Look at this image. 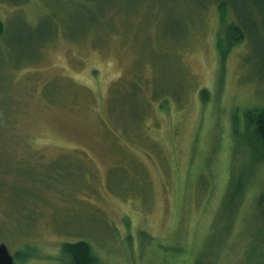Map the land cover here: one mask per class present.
<instances>
[{"label":"rangeland","instance_id":"1","mask_svg":"<svg viewBox=\"0 0 264 264\" xmlns=\"http://www.w3.org/2000/svg\"><path fill=\"white\" fill-rule=\"evenodd\" d=\"M263 14L0 0V264L79 239L105 264H264V155L234 120L264 106Z\"/></svg>","mask_w":264,"mask_h":264},{"label":"trees","instance_id":"2","mask_svg":"<svg viewBox=\"0 0 264 264\" xmlns=\"http://www.w3.org/2000/svg\"><path fill=\"white\" fill-rule=\"evenodd\" d=\"M258 1L261 6V10L264 12V0ZM3 31V24L0 21V34H3ZM206 91L207 90H203L204 95H207L208 91ZM234 120L237 124H242L244 127V131L242 132L244 133L245 138L248 141L250 140L249 142H251L252 146L258 149L259 153L264 155V106H254L248 108L244 115H236ZM234 177L236 178V176H232L229 181L228 196L233 190H236L237 182L233 181ZM256 200L261 205L264 203V190L256 197ZM205 246L206 245H204L202 249H204ZM202 252H200V255L198 254L197 258L199 259L196 258V264H204V256H202ZM62 253L65 255L64 259L66 264H105L94 252L92 244L85 239L64 242L62 244ZM242 261L244 260L242 259ZM246 261L243 263L240 262V264H245ZM207 264L214 263L212 262Z\"/></svg>","mask_w":264,"mask_h":264}]
</instances>
